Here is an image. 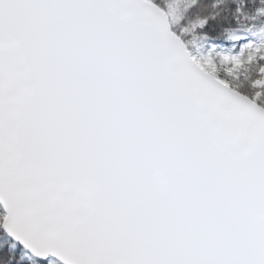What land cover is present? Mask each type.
Returning <instances> with one entry per match:
<instances>
[{"label":"water","instance_id":"water-1","mask_svg":"<svg viewBox=\"0 0 264 264\" xmlns=\"http://www.w3.org/2000/svg\"><path fill=\"white\" fill-rule=\"evenodd\" d=\"M0 209L38 262L264 264V108L148 0H0Z\"/></svg>","mask_w":264,"mask_h":264},{"label":"trees","instance_id":"trees-1","mask_svg":"<svg viewBox=\"0 0 264 264\" xmlns=\"http://www.w3.org/2000/svg\"><path fill=\"white\" fill-rule=\"evenodd\" d=\"M170 19L172 31L185 44L195 62L207 73L264 108V90L254 83L262 65L246 42H233L228 33L264 27V0H148ZM0 209V264H56L38 262L2 232Z\"/></svg>","mask_w":264,"mask_h":264},{"label":"rangeland","instance_id":"rangeland-1","mask_svg":"<svg viewBox=\"0 0 264 264\" xmlns=\"http://www.w3.org/2000/svg\"><path fill=\"white\" fill-rule=\"evenodd\" d=\"M228 37L233 42H246V46L253 50L257 55L258 59L262 61V65L259 67L258 70L259 79L254 83V87L259 91L264 90V27L261 29H250L245 32H240L239 30L231 31L228 33ZM191 56L195 61L196 56ZM259 96L260 94H257V96L252 99L256 104V100Z\"/></svg>","mask_w":264,"mask_h":264}]
</instances>
